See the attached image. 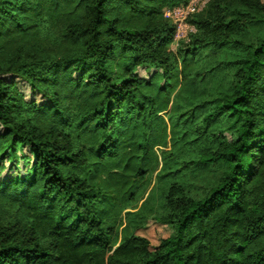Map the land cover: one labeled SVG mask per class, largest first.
Listing matches in <instances>:
<instances>
[{
    "label": "trees",
    "instance_id": "obj_1",
    "mask_svg": "<svg viewBox=\"0 0 264 264\" xmlns=\"http://www.w3.org/2000/svg\"><path fill=\"white\" fill-rule=\"evenodd\" d=\"M189 3L0 0V264H264V0Z\"/></svg>",
    "mask_w": 264,
    "mask_h": 264
},
{
    "label": "rangeland",
    "instance_id": "obj_2",
    "mask_svg": "<svg viewBox=\"0 0 264 264\" xmlns=\"http://www.w3.org/2000/svg\"><path fill=\"white\" fill-rule=\"evenodd\" d=\"M191 1L192 0H190V2ZM195 1L199 2L198 6H197V10L201 11L207 5V3L210 0H195ZM181 7H183V6H181ZM176 8L179 9L180 7H176ZM176 8H174V9H176ZM174 9L167 10L166 11V17L171 18L173 20V22L177 24V31H176L174 41L170 44L171 48L176 50L179 42L181 40L188 38L189 33L195 31V29L192 25L189 24V22L187 20H179L178 15L175 14L176 10H174ZM139 72L143 76H148L150 73L145 68H140ZM26 96L28 98L30 96V92H26ZM6 164L9 165L10 163L7 162ZM170 232H171V230L167 225H163V224H160V223L152 220L149 222V224L147 225L146 228L138 230L137 233L139 235H142V236L148 238L151 241L152 245L156 246L159 244L160 240L162 238L167 237L170 234Z\"/></svg>",
    "mask_w": 264,
    "mask_h": 264
},
{
    "label": "built area",
    "instance_id": "obj_3",
    "mask_svg": "<svg viewBox=\"0 0 264 264\" xmlns=\"http://www.w3.org/2000/svg\"><path fill=\"white\" fill-rule=\"evenodd\" d=\"M199 2L198 1H195V0H192L190 2V4H188L187 6H183V7H180L179 9H174L176 10L175 11V14L178 15L179 17V20H186L187 17L190 15V14H193L195 12H197V6H198ZM170 13V12H169Z\"/></svg>",
    "mask_w": 264,
    "mask_h": 264
}]
</instances>
